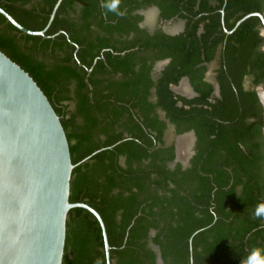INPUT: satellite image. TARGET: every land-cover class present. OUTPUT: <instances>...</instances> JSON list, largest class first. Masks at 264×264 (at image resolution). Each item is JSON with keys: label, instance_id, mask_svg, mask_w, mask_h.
<instances>
[{"label": "trees", "instance_id": "1", "mask_svg": "<svg viewBox=\"0 0 264 264\" xmlns=\"http://www.w3.org/2000/svg\"><path fill=\"white\" fill-rule=\"evenodd\" d=\"M214 1L120 0L121 16L102 8L104 0H61L46 38L21 33L0 15V51L59 116L75 165L69 201L101 217L110 264H156L148 240L162 264H241L252 248H264V219L253 218L264 202L254 92L264 74L263 39L257 17L233 29L261 12L263 0ZM56 2L0 0V8L41 31ZM152 5L163 20H183L182 31L141 30L136 12ZM159 59L169 62L153 77ZM183 77L196 97L171 90ZM189 131L194 154L170 169L173 139ZM62 264H106L100 226L85 209L69 211Z\"/></svg>", "mask_w": 264, "mask_h": 264}, {"label": "water", "instance_id": "2", "mask_svg": "<svg viewBox=\"0 0 264 264\" xmlns=\"http://www.w3.org/2000/svg\"><path fill=\"white\" fill-rule=\"evenodd\" d=\"M0 15L24 34L44 36L45 29L28 30L2 8ZM251 16L259 20L264 53V0L261 12L242 16L233 29ZM254 92L261 106L264 153V74ZM74 167L65 131L49 100L32 77L0 51V264H62L66 222L74 208L87 210L97 220L105 262L110 264L101 217L88 205L69 201Z\"/></svg>", "mask_w": 264, "mask_h": 264}, {"label": "flooded vegetation", "instance_id": "3", "mask_svg": "<svg viewBox=\"0 0 264 264\" xmlns=\"http://www.w3.org/2000/svg\"><path fill=\"white\" fill-rule=\"evenodd\" d=\"M58 1V0H57ZM61 1V0H60ZM208 1V4L209 5H215V1L214 0H207ZM31 5V3H29V4H27V5H24V7H29ZM59 5V4H58ZM55 6V5H54ZM58 7V6H57ZM54 8V7H53ZM57 9V8H56ZM53 10V9H52ZM149 11H153L154 13H155V25H154V27H152V28H150L148 25H145V13L146 12H149ZM52 12V11H51ZM55 12H56V10H55ZM136 14H138V15H140L141 17H142V20H141V22L138 24V27L141 29V30H143L146 34H148L149 36H153V35H155L156 33H163V34H165V35H168V36H173V35H176V34H178L179 32H181L182 31V29H183V25H184V21L183 20H178V19H174V18H172V19H167V20H163L161 17H160V12H159V10H158V8L155 6V5H152V6H149L148 8H146V9H144V10H139V11H137L136 12ZM222 14V13H221ZM50 15H51V13H50ZM50 17V16H49ZM173 22H180L181 23V30L180 31H178V32H176V33H169V32H166L165 30H164V26L166 25V24H170V23H173ZM49 26V25H48ZM46 27V26H45ZM48 28V27H47ZM47 28L44 30V32L47 30ZM89 28L90 29H92L93 28V26L92 25H90L89 26ZM43 30H41V31H43ZM225 32V31H224ZM22 33V32H21ZM226 33V32H225ZM227 34V33H226ZM134 35V34H133ZM42 37H44V38H46L47 36L46 35H44V36H42ZM92 38L91 39H93L94 38V34H92V36H91ZM131 37H132V34L131 35H129L127 38H123V39H128V40H131ZM136 37H140V35L139 34H137L134 38H136ZM51 38H53V36H51ZM77 49V48H76ZM75 53V52H74ZM123 54V53H122ZM74 59H75V56H74ZM76 62H77V64H78V66H81V64L77 61V59H76ZM168 62H169V60L168 59H159V60H157V61H155L153 64H152V76L154 77L155 75H157L159 72H161L163 69H164V67L168 64ZM215 62H213V63H211V64H209L208 65V71L206 72V80L207 81H212L213 79H214V74H213V72H212V76H211V79H208L207 77H208V75L210 74V72L209 71H212L211 69H213L214 67H215ZM87 70H89V71H87ZM85 71L87 72V73H89L90 72V69H85ZM187 81V84H186V82H185V80ZM182 84H184L185 86H186V88H188V90H187V93H186V95L187 96H184L185 94H181V93H179V92H176L175 90H173V87L174 88H179V87H181L182 86ZM171 90L176 94V95H178V96H181V97H184V98H186V99H192V98H194V97H196L197 96V94L194 92V90L192 89V87H191V85L189 84V81H188V79L186 78V77H183V78H181L180 79V81L178 82V84L176 85V86H174V85H172L171 87ZM218 94H219V89H218V85L216 84V83H214V92H213V96L214 97H217L218 96ZM186 134H188V135H191L192 137H193V139H194V143H193V146H192V150H191V156L194 154V145H195V135H194V133H193V131H189V132H186V133H183V134H180V135H176L175 137H174V139L176 138V137H178V136H180V137H183L184 135H186ZM174 139H173V145H174V152H175V158H174V160H173V162L172 163H170L169 165H168V167L171 169V168H173V166L176 164V163H180L183 167H185V166H187V164H188V161L186 162V163H181L178 159H177V156H176V147H175V144H174ZM190 156V157H191ZM190 159V158H189ZM155 234V231H150L149 232V234H148V236L149 237H152L153 235ZM148 246L156 253V264H162L161 263V260H160V257H159V250H158V247L157 246H155V245H153L149 240H148Z\"/></svg>", "mask_w": 264, "mask_h": 264}, {"label": "rangeland", "instance_id": "4", "mask_svg": "<svg viewBox=\"0 0 264 264\" xmlns=\"http://www.w3.org/2000/svg\"><path fill=\"white\" fill-rule=\"evenodd\" d=\"M145 25H148L150 28L154 27L155 25V13L153 11L146 12L145 14ZM164 30L169 33H176L181 30V23L180 22H173L170 24H166L164 26ZM212 70V69H211ZM210 74L208 75V79H211L212 71H209ZM180 88V87H179ZM178 88V90H179ZM173 90L177 92V88L173 87ZM184 96H187L186 94ZM194 143V139L191 135H184L183 137H176L174 139V144L176 147V156L177 159L181 163H186L190 156H191V150Z\"/></svg>", "mask_w": 264, "mask_h": 264}, {"label": "clouds", "instance_id": "5", "mask_svg": "<svg viewBox=\"0 0 264 264\" xmlns=\"http://www.w3.org/2000/svg\"><path fill=\"white\" fill-rule=\"evenodd\" d=\"M119 4L120 0H104L101 7L106 9L108 12H114L117 15L122 16L124 13L119 10ZM262 103H264V100H262ZM253 218L264 219V202L256 205ZM241 264H264V248H252L248 256L241 260Z\"/></svg>", "mask_w": 264, "mask_h": 264}, {"label": "bare ground", "instance_id": "6", "mask_svg": "<svg viewBox=\"0 0 264 264\" xmlns=\"http://www.w3.org/2000/svg\"><path fill=\"white\" fill-rule=\"evenodd\" d=\"M187 90H188V88H186V86L184 84H182V86L179 88V90L177 89V92H179L181 94H186Z\"/></svg>", "mask_w": 264, "mask_h": 264}]
</instances>
